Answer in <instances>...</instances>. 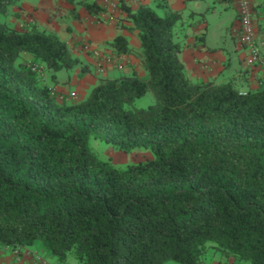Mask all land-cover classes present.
Listing matches in <instances>:
<instances>
[{
  "label": "trees",
  "instance_id": "trees-1",
  "mask_svg": "<svg viewBox=\"0 0 264 264\" xmlns=\"http://www.w3.org/2000/svg\"><path fill=\"white\" fill-rule=\"evenodd\" d=\"M18 1L0 0V248L42 251L51 264L70 254L78 264H264V79L246 91L190 81L181 13L166 0L135 10L115 0L146 76L99 78L85 99H59L30 65L55 74L79 61L34 23L1 21L19 18ZM253 7L264 16V0ZM111 47L130 51L122 36ZM148 92L155 104L133 108ZM92 138L152 157L117 168L92 153Z\"/></svg>",
  "mask_w": 264,
  "mask_h": 264
},
{
  "label": "crops",
  "instance_id": "crops-1",
  "mask_svg": "<svg viewBox=\"0 0 264 264\" xmlns=\"http://www.w3.org/2000/svg\"><path fill=\"white\" fill-rule=\"evenodd\" d=\"M101 6L115 0H95ZM221 3V15L230 17L227 38L213 40L209 32V19L216 20V3ZM135 10L142 4H153V0H128ZM256 6V0H251ZM167 9L179 12L182 16V25L177 27L178 40L183 43L180 59L184 65L187 78L192 82L213 81L216 84L239 79L246 83L249 89L257 87L255 76L249 72L247 51L238 42L233 29L238 26L237 11L232 0H166ZM166 10L160 11L163 15ZM12 12L19 13V18L9 16L7 22L15 28L28 23H34L41 30L55 34L60 40L66 42L72 54L79 63L71 71H60L55 74L49 72L50 84L46 78V85L50 89L67 95L74 93L79 100L85 99L99 78H113L119 76L145 77L146 70L141 61L140 42L135 31H129L131 26L124 15L121 22H109L103 19L95 23L93 15H89L84 7L72 6L65 0H20ZM217 22V21H216ZM215 22V23H216ZM256 32L259 40H264V21L258 20ZM263 28V29H262ZM117 36L127 40L129 53L127 55L113 52L111 43ZM217 36V34L215 35ZM213 36V37H215ZM101 54H116L122 58L123 67L118 70L113 67L105 68L103 74L96 69V59L93 52ZM22 61L31 62L33 59L28 54H23ZM114 73V74H113ZM117 74V75H116ZM246 91V89H239ZM220 260L212 261V264ZM0 264H34L32 255L21 256L19 259L14 254L7 255L0 248Z\"/></svg>",
  "mask_w": 264,
  "mask_h": 264
},
{
  "label": "built area",
  "instance_id": "built-area-1",
  "mask_svg": "<svg viewBox=\"0 0 264 264\" xmlns=\"http://www.w3.org/2000/svg\"><path fill=\"white\" fill-rule=\"evenodd\" d=\"M233 5L237 11V22L238 26L233 29L238 42L247 51L249 72L254 76L260 75L264 79V40H259L256 32V13H258L251 2V0H232ZM105 12L100 15H93L95 23H101L103 19H107L109 22L114 23L115 17L119 10L116 2H107L104 6ZM72 52L71 48H69ZM96 59V69L99 74L105 72V68L113 67L121 70L123 67V60L120 59L116 54H101L99 51L93 52ZM32 72L36 73L41 81L45 79L44 69L38 64L30 65ZM51 94L55 95L59 99H62L64 95L57 93L51 89ZM69 98L76 99L74 93L69 94ZM13 252L19 255L20 249L15 248ZM32 261L34 264H51L43 256L34 253L32 254ZM226 264V263H219Z\"/></svg>",
  "mask_w": 264,
  "mask_h": 264
},
{
  "label": "rangeland",
  "instance_id": "rangeland-1",
  "mask_svg": "<svg viewBox=\"0 0 264 264\" xmlns=\"http://www.w3.org/2000/svg\"><path fill=\"white\" fill-rule=\"evenodd\" d=\"M221 5L222 4L219 3V1H218V3H216L215 9L217 10L218 14L216 16L215 21L213 18L209 19L208 29H209L210 34L212 35L213 40L218 41L222 37V38H227V40L229 41V35L227 33L226 28H228L229 22L231 19H230V17L225 16V15L220 16L221 10H222ZM257 10H259V9H257ZM260 13H261V11H260ZM256 16L257 17H256L255 23H257L258 20L262 21V18L264 21V16L262 14L256 13ZM1 21L7 22V18L6 19L1 18ZM216 34H217V36H215ZM213 36H215V37H213ZM19 61H20V59L18 60V62ZM49 72L50 71L44 70V74H45L46 78H48V80H47L48 84H50V79L48 76ZM230 82H232L234 87L237 89H247L248 88L246 83L239 81V79H237V78L233 79ZM76 100H77V98H76ZM155 102H156V99H155L154 95L151 92H148L145 96H143L142 98H140L134 102L133 108L146 109L150 105L155 104ZM88 145H89V148L92 151V153L98 159H100L102 161H109L117 168H124L128 164L141 162V161H144V160L152 157V154L148 149H136L132 152L126 153V152L118 151L115 148H113L111 145H109L105 142H102L100 140L93 139V138L89 140ZM4 252L7 255H9V254L16 255L13 252V250H11V249L4 248ZM34 253H37L40 255H42V254L45 255L44 252H42V251L40 252V251H36L34 249H22V250H20L19 255H16V257H18L20 259L21 256H28V255H32ZM47 260H48V262L50 261V259H47ZM68 261L71 264H78V262L74 258L73 254L69 255ZM214 261H216V260H214ZM219 263L216 262L215 264H219ZM171 264H174V263H171Z\"/></svg>",
  "mask_w": 264,
  "mask_h": 264
},
{
  "label": "water",
  "instance_id": "water-1",
  "mask_svg": "<svg viewBox=\"0 0 264 264\" xmlns=\"http://www.w3.org/2000/svg\"><path fill=\"white\" fill-rule=\"evenodd\" d=\"M223 1V0H222Z\"/></svg>",
  "mask_w": 264,
  "mask_h": 264
}]
</instances>
